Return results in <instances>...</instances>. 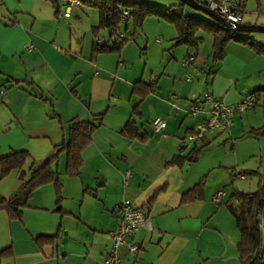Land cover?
Listing matches in <instances>:
<instances>
[{
  "label": "crops",
  "instance_id": "0c3cea01",
  "mask_svg": "<svg viewBox=\"0 0 264 264\" xmlns=\"http://www.w3.org/2000/svg\"><path fill=\"white\" fill-rule=\"evenodd\" d=\"M60 3L58 13L53 0H0V84L7 89L0 103V156L27 148L38 163H44L56 145L69 137V119L106 115L83 152L81 175L67 173V154H61L57 167L63 183L62 211L57 209L55 183L34 191L22 218L0 209V250L13 246L10 255L0 256V264H105L113 247L112 231L119 226L117 206L126 199L136 200L150 223L133 233L131 241L140 244L137 253L128 243L120 245L123 264H241V229L228 206L232 195L217 203L214 194L224 188L221 183L207 182L203 197L184 202L183 196L223 165L220 157L208 160L206 155L219 135L229 131L233 136L238 131L236 117L246 111L235 114V124L228 131L210 132L200 144L187 148L181 142L205 117L188 112L195 95L210 90L238 104L245 95L264 87V53L231 40L224 58L215 60L214 38L211 53L200 51L203 42L199 50L176 45L179 30L171 22L176 27L173 46L164 47V60L169 53L176 65L168 69L169 63L160 75V66L155 68L150 79L139 77L130 73L123 49L94 57V27L99 23L79 30L81 19L74 20V9L83 4L81 0L73 4L70 16L65 15L66 2ZM131 17L123 18L122 24L128 26ZM156 21L165 25L161 19ZM202 31L199 34L207 41ZM109 34L102 32L105 38ZM178 53L183 55L181 64ZM207 58L212 60L208 68L203 64ZM164 74L169 79L165 86L161 84ZM140 78L158 79L159 88L141 102L142 113L135 114L134 107L141 100L133 93V85ZM19 79L34 80L35 87L50 95L53 103L17 86ZM263 104L264 91L257 106ZM148 110L149 128L145 123ZM158 115L168 119L165 133L154 129L153 118ZM131 118L145 139L122 132ZM195 147L203 148L199 159L191 161L187 156L194 154ZM177 156L179 161L170 162ZM232 172L243 179L236 168ZM23 185L16 169L0 179V192L12 197ZM41 234L57 237L41 245L37 241Z\"/></svg>",
  "mask_w": 264,
  "mask_h": 264
},
{
  "label": "trees",
  "instance_id": "16d2710c",
  "mask_svg": "<svg viewBox=\"0 0 264 264\" xmlns=\"http://www.w3.org/2000/svg\"><path fill=\"white\" fill-rule=\"evenodd\" d=\"M57 5V12H60V0H53ZM83 4L97 6L100 9V22L94 27V57L103 52L121 51L128 44L133 36V32L122 31L123 14L126 9L130 10V15L134 16L137 23L143 21L151 15L163 17L174 23L179 35L176 37V45L187 44L190 48L199 50L204 37L199 34L205 30L214 34V59L222 60L226 53L227 44L231 40L241 41L251 44L254 48L264 53V41L260 40L254 32L234 30L209 14L206 16L189 13L187 7L190 6L182 0H178L170 5H162L150 0H81ZM104 28L110 29L107 38L102 35ZM21 83H26L21 85ZM33 94L36 86L34 80L19 79L15 83ZM159 88V80H147L140 78L134 82L133 93L138 94L140 102L135 105L133 113L141 114V102L156 92ZM258 93V105L261 99V92L264 87L255 90ZM40 96L53 103L50 95L40 94ZM264 105V104H263ZM106 112L95 114L91 120L82 119L79 116L69 119V137L61 144L56 145L55 152L44 162L38 163L31 150L13 149L0 156V179L7 177L13 170L20 171V178L24 181L22 188L12 197H7L0 192V209L8 211L13 218H22L24 209L29 206V201L34 191L47 183H55L59 192V203L57 209L63 210L62 188L60 171L57 167L60 162L61 154H67V173L71 176L81 175L85 160L83 152L85 148L93 142L96 129L104 123ZM60 117V120H63ZM64 122V121H63ZM253 132L264 135V125L254 127ZM122 132L130 138L145 139L146 135L139 131L136 121L131 118L122 129ZM192 132V131H191ZM203 147H195L194 154L189 157L191 161H197ZM181 157L177 156L170 162H177ZM207 184V178L201 179L194 187L184 193L183 201H193L203 197ZM235 200L228 202V206L235 215L241 229V240L239 242V252L241 264H259L256 253L261 242L262 233L259 226L258 210L264 206V183L253 191L235 190L232 194ZM56 234H41L37 236V241L44 245L55 241ZM13 246L10 245L0 250V256L10 255Z\"/></svg>",
  "mask_w": 264,
  "mask_h": 264
},
{
  "label": "rangeland",
  "instance_id": "374dc122",
  "mask_svg": "<svg viewBox=\"0 0 264 264\" xmlns=\"http://www.w3.org/2000/svg\"><path fill=\"white\" fill-rule=\"evenodd\" d=\"M150 1L162 5H170L178 0ZM248 2L244 22L264 24V0H249ZM187 10L189 13L196 15H207L192 6H188ZM76 15H80L81 17H76ZM75 19H81L79 27L82 29L79 30L88 29L91 24L94 25L100 22V9L97 6L82 4L74 9ZM159 19L165 22V25L159 26L156 23V20ZM173 28L176 27L170 21L157 15L148 16L142 24L137 23L135 17L132 16L128 26L126 22L122 24L124 32L134 33L132 40L123 48L125 52L124 56L128 58L130 73H134V75H138L139 77L144 75L150 79L155 68L160 66L157 70L158 75H160L161 72L167 69L169 63L168 69L172 65H176L174 60H169V53H166L167 59L164 60L165 48L173 46L172 34L175 32ZM102 32L107 36L110 33V29L104 28ZM202 32L205 34L207 41H203L204 45L200 51L202 53H211L214 35L209 31ZM254 34L264 41V32L256 31ZM159 38L163 41H159ZM178 56L180 59L178 62L180 63L183 55L178 53ZM206 61L203 64L208 68L212 60H208L207 58ZM168 81V77L164 74L161 84L165 86L164 84ZM245 111L243 115L238 113L239 115L236 117V123L239 127L238 131L234 132L233 136L229 134V131L219 135L215 140L212 150L206 155L208 160L220 157L223 161V165L216 167L212 175L207 177L208 185L221 183V187L231 195L235 190L246 192L256 190L261 183H264V135H258L252 131L254 127L264 124V107L263 105H259L256 108ZM149 113L150 110L145 113V123L148 128L150 127ZM63 162L66 165V157L63 158ZM234 168L237 169V172L240 171L245 174L248 179H241L234 174L232 172Z\"/></svg>",
  "mask_w": 264,
  "mask_h": 264
},
{
  "label": "built area",
  "instance_id": "2783aa9c",
  "mask_svg": "<svg viewBox=\"0 0 264 264\" xmlns=\"http://www.w3.org/2000/svg\"><path fill=\"white\" fill-rule=\"evenodd\" d=\"M66 3V16L71 15L73 4L79 3L80 0H64ZM215 9L228 20L243 22L248 0H199ZM130 10L124 11L123 17L128 18ZM189 62V60H187ZM7 94V89L0 84V103ZM258 93L253 91L243 97L238 104H231L225 98L216 95L213 91L207 90L202 94L195 95L188 108L191 115L203 114L205 117L192 132L182 138V148L200 144L205 136L210 132H225L232 129L235 124V114L248 109L254 108L257 103ZM154 129L159 133H165L168 126V119L164 116H155L153 118ZM132 173L131 171L129 172ZM246 179L245 174H241ZM228 195L227 190L219 189L214 194V200L222 204ZM119 216V226L112 231L113 247L105 258V264H123L120 256L119 247L128 243L130 250L137 253L140 250V244L131 241L133 233L141 226L150 223V218L144 211L143 207L132 199H126L117 206ZM259 226L262 233L256 257L257 262L264 264V206L258 210ZM13 264V263H9Z\"/></svg>",
  "mask_w": 264,
  "mask_h": 264
},
{
  "label": "water",
  "instance_id": "95a60500",
  "mask_svg": "<svg viewBox=\"0 0 264 264\" xmlns=\"http://www.w3.org/2000/svg\"><path fill=\"white\" fill-rule=\"evenodd\" d=\"M192 6L195 9L201 10L207 14H209L211 17L216 19L218 22H221L222 24L234 29V30H240V31H262L264 32V24L260 23H248V22H238L234 20H228L223 15H221L219 12H217L215 9L210 8L208 5L200 2L199 0H182ZM34 92L41 94L42 90L39 87L34 88ZM103 178H101L102 180Z\"/></svg>",
  "mask_w": 264,
  "mask_h": 264
}]
</instances>
